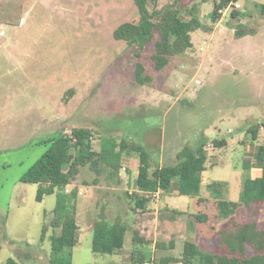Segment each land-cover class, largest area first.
Returning a JSON list of instances; mask_svg holds the SVG:
<instances>
[{
    "label": "rangeland",
    "instance_id": "obj_1",
    "mask_svg": "<svg viewBox=\"0 0 264 264\" xmlns=\"http://www.w3.org/2000/svg\"><path fill=\"white\" fill-rule=\"evenodd\" d=\"M167 1L160 0L159 6ZM176 1L181 17L194 16L200 27L191 35L190 48L156 70L151 55L157 36L137 58L124 41L112 36L122 22L138 21L133 0H0V264L9 257L19 264H49L50 235L59 231L50 226L55 195H44L38 202L37 185L20 178L46 150L45 141L70 133L73 127L94 131V150H99L103 136L122 141L126 148L118 174L97 176L85 165L63 188L78 191L76 221L81 237L72 249V264L129 262L131 230L137 229L132 221L142 217L149 222L142 235L150 241L151 256L166 246L160 242L166 241L165 233L175 241L173 257L180 256L182 242L175 239L184 230L176 221H162L166 216L160 210L131 209L127 194L134 188L135 173L128 145L146 136L148 144H163L164 151L180 148L192 143L191 132L206 122L211 123L205 129L206 139L230 141L241 134L239 118H247L245 124L252 116L264 122V0H237L238 10L215 20L214 0ZM239 25L254 34L242 40L235 37ZM136 62L142 63L150 81L136 82ZM206 147L205 166L218 163L209 174L227 178L225 199L237 200L238 153L230 149L231 143L227 149ZM171 157L160 161V153L151 149V160L159 164L174 163L176 158ZM182 197L187 196L178 198V206L185 208L181 201L187 198ZM193 205L191 199L190 209ZM101 210L108 222L129 227L123 244L127 250L116 262L109 260L112 255L91 251L92 226ZM213 210L211 205L208 213ZM210 213V222L193 223L197 229L192 235L203 250L214 249V242L211 245L203 236L212 232L207 226L212 223L223 227L255 217L264 228V202L242 206L228 220ZM155 237L161 247L152 246Z\"/></svg>",
    "mask_w": 264,
    "mask_h": 264
},
{
    "label": "trees",
    "instance_id": "obj_2",
    "mask_svg": "<svg viewBox=\"0 0 264 264\" xmlns=\"http://www.w3.org/2000/svg\"><path fill=\"white\" fill-rule=\"evenodd\" d=\"M160 0H133L139 14L137 22H122L112 32L116 40L124 41L132 49V55L140 57L145 46L154 40L151 55L156 70L162 69L171 56L180 54L191 47V35L200 27L194 16L181 17L176 0H168L159 6ZM229 0H214L211 18L218 17L216 9ZM238 12H232L237 16ZM254 34L252 30L239 25L234 30L235 37ZM144 66L135 63L134 77L137 83L144 84L151 77L143 74ZM259 125L253 124L248 132L251 140L256 138ZM94 131L88 127H73L70 133L51 137L44 143L46 150L22 174L20 180L37 185L36 201L44 195L55 194V206L50 226L59 229L50 235L49 264H72V249L79 226L76 221L77 188L65 192L63 188L71 184L79 168L88 165L97 176L105 174L111 178L119 173L124 144L114 137H100L99 150H94ZM224 140H213V147H221ZM207 139L197 146L184 145L177 152L174 164H159L151 160L150 150L143 144L133 142L127 151L138 158V172L135 179L136 190L127 194L132 210H145L151 200L150 193L168 191L175 186L178 194L197 196L200 190L201 173L205 170ZM255 161L261 168L259 177L247 175L242 184L239 201L218 200L217 217L229 218L242 206L264 202V137L255 153ZM202 201L198 198V202ZM177 213V211H173ZM198 222L208 219L206 214L194 215ZM129 227L125 223L107 221L104 212H99L92 226L91 251L99 254H113L123 248L125 233ZM132 248L129 264H264V228L256 220L244 223L232 221L221 227L215 234L214 249L203 250L196 243L185 240L179 257H162L152 261L150 241L138 229H132ZM44 228H42V235ZM158 247L162 245L156 243ZM173 248V244L169 245ZM5 264H19L9 257Z\"/></svg>",
    "mask_w": 264,
    "mask_h": 264
},
{
    "label": "crops",
    "instance_id": "obj_3",
    "mask_svg": "<svg viewBox=\"0 0 264 264\" xmlns=\"http://www.w3.org/2000/svg\"><path fill=\"white\" fill-rule=\"evenodd\" d=\"M245 37L246 36L239 37V39L242 40ZM262 113L264 114V110L262 111ZM246 116L248 117V115H246ZM263 116L264 115H262V117H261L262 119H263ZM246 119L247 118H244V119L239 118V121H240L239 130L241 131V134L237 138H232L230 141H227L225 139L207 138V146L212 145L213 140H224L226 143L224 146L213 147V148H215V149L216 148L227 149L231 143L233 145V147H231L230 149H235V151L238 153L237 157L239 158L241 175H240V188L238 190L239 193H238L237 200L225 199V193L229 187V181L227 178L219 177V176H217V174L214 176H211L210 175L211 173L209 174L210 169L212 167L218 165V163L216 161H213L210 163V165L205 166V170L201 173V184H200V190H199L198 195L197 196L182 197V198H187L184 201H181V203H182L181 205L185 208H180L178 206L179 205L178 201H180V199H178V198H180V196H182V195L178 194L175 186H172L168 191H165V192L160 191L155 200L151 199L148 202L145 210H141V209L138 210L137 209V211H146V210L151 209V210H155V212L160 210L161 212L165 213V216H166V217H164V219L162 221L166 222L167 224H169V222L176 221L179 224L178 225L179 230H184V231L179 232L177 234V238L175 239V240L178 239L182 242V247H183L184 241L189 240V241L196 243L201 248L199 242L197 241L196 236L192 235V230L197 229L196 225H194V224H197V222H198L195 219L194 215H196L198 213H202V214H206L207 216H209L208 214L210 212L208 213V209L211 205H213L214 210L210 214L214 215L216 219L217 218L219 219V217H217L216 202L218 200L239 201L244 178L247 175H249L251 177H259L261 175V168L255 161V153H256V150H257L258 146L261 144L262 139L264 137V122L262 123L261 121H258L257 118H255L254 116L251 117L249 122L253 121L254 124H260L256 138L254 140H251L250 134L248 132V129H249L251 124H249V122H247V124H245L244 121ZM194 126H197V125H194ZM210 126H211V123H209V122H206V124H202L200 126L198 125L196 127V129L193 130L190 134L192 143L183 144L182 146H184V145H189L191 147L197 146L199 141H201L203 138H206L204 135L205 129L209 128ZM161 134H163V131L161 132ZM142 139H143L142 142H139V143H143L150 150V153H151V149H154L155 151L160 153V161L162 159H164L165 156H166V158H169L170 155L172 156L171 158H173V156H175V158H176L177 152L182 147L181 146L180 148H176V146H173L170 149H166V151H164L163 150L164 149L163 144H161L160 146L157 144L156 145L148 144L146 136H145V138H142ZM207 152H208V150H207ZM128 154H130L129 151H128ZM132 158L134 159L132 163L134 165L133 172L135 173V175L133 177L134 188L130 191V194L136 190L135 179L137 177L138 165H139L138 158L135 156ZM206 160H207V158H206ZM176 162H177V158H176V161L174 163H176ZM174 163H166V164H174ZM238 179L239 178L237 177L236 180H238ZM165 195H167V196L165 197ZM198 198H201L202 201L198 202ZM191 199L193 200V202H196L195 207L193 205L192 209H190ZM240 208L237 210V212L240 210ZM173 211H177V213H175ZM236 213L234 215L230 216L229 218H225V219L228 220L230 218H233L234 216H236ZM258 217H260V216H258ZM253 219H255V217H253L252 220ZM210 220L211 219H209V220L207 219L208 222H210ZM247 221H249V220L247 219ZM247 221L244 220V222H247ZM188 222H190V225H188L189 224ZM110 223H113V222H110ZM132 223H133V225H135V228H137L138 230L140 229L139 231L141 232V234H143L142 232H146L147 227L149 226V222L146 219H144L143 217L141 219L136 220V221H135V219H133ZM200 223H203V222H200ZM207 226H208V228H212V230H211L212 232L210 233V231H208L209 234L206 233L203 236L206 237L207 239H209V241H211V245H213L214 232L218 231L219 228L222 226V224H220V222H216V223H212L210 226L209 225H207ZM186 230H189L188 234L187 233L185 234ZM77 233H78V231H77ZM189 233H190V235H189ZM165 236H167L166 241L162 240L160 242H162L163 245H166V246L164 248L160 249L161 253L155 254L152 251L153 252V254L151 256L152 261H158L162 257L174 256L173 250H172L173 248H170L169 245L173 244V247H174L175 241L172 242L171 233H168V234L165 233ZM80 237H81V235L79 233H78V235L76 234L75 244L79 241ZM157 242H159V241H158L157 237H155L153 239L152 246L155 247ZM206 248H207V250L210 249L209 246ZM125 250H127V248H124V245H123L122 249L114 252L113 254H108V255L114 256V258L111 257L112 259H109V260L113 261V262H116L115 260L118 261L120 254L123 253ZM130 252L131 251L129 249V255L127 254L129 257V261H130ZM165 252H167V253H165ZM181 252H182V250H181ZM96 254H99V253H96ZM154 256H157V259H155ZM123 258H126V256ZM176 263L181 264L180 262H176ZM126 264H129V262H127Z\"/></svg>",
    "mask_w": 264,
    "mask_h": 264
},
{
    "label": "built area",
    "instance_id": "obj_4",
    "mask_svg": "<svg viewBox=\"0 0 264 264\" xmlns=\"http://www.w3.org/2000/svg\"><path fill=\"white\" fill-rule=\"evenodd\" d=\"M240 8L239 3L237 2V0H229L225 5L219 7L216 9V12L219 15H224L228 12H231L233 10H238ZM198 82V81H196ZM160 190L154 191L152 193H150V198L152 200H155L159 194ZM143 264H152L151 261H145Z\"/></svg>",
    "mask_w": 264,
    "mask_h": 264
}]
</instances>
